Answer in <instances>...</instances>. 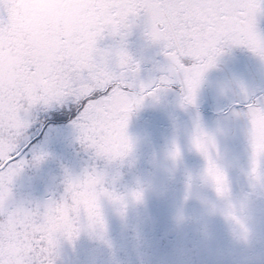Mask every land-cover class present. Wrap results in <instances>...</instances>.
<instances>
[{
  "label": "snow or ice",
  "instance_id": "1",
  "mask_svg": "<svg viewBox=\"0 0 264 264\" xmlns=\"http://www.w3.org/2000/svg\"><path fill=\"white\" fill-rule=\"evenodd\" d=\"M97 2L100 17L92 37L97 45L94 67L85 69L71 82V94L55 99L61 90L68 89L62 79L54 80L47 71L32 75L35 69L29 58L15 52L8 0H0V72H8V78L0 75V264H55V260L46 259L49 253L43 250L45 242L40 237L51 231L54 218L63 208L74 215V201L86 199L89 211L86 214L81 208L79 219L64 225L69 242L78 239L81 232H95L97 222L106 232L102 198L127 207L125 197L110 191L105 186V173L95 168L86 170L82 177L68 175L59 201L49 200L32 208L9 207L16 177L31 160L47 158V153L37 151L34 143L44 127L36 116L38 112L45 113V119L75 113L72 124L84 149L94 159L122 162L134 150L128 135L131 115L147 98H156L161 91L178 86L183 93L182 106H194L204 74L215 66L225 48L243 46L264 60V35L257 30L258 17L264 15V0ZM142 17L147 18L146 38L161 45L169 61L167 74L150 84L138 81L140 64L126 50V38ZM109 39L113 43L102 46ZM29 96L34 98L33 107L26 114L21 105L27 107L25 98ZM41 96L50 102L41 100ZM244 97L237 104L240 110L235 115L243 117L248 125L250 179L264 186V160L258 159L252 127L254 118L264 115V97L254 99L247 92ZM192 143L206 161L201 179L212 185L220 198H227L230 192L227 176L211 154L216 150L214 138L197 125ZM170 156L178 161L180 149L176 147ZM191 183L190 177L189 190ZM130 198L136 203L143 202V190L131 192ZM226 215L235 219L232 211ZM58 248L57 240L51 248L56 256Z\"/></svg>",
  "mask_w": 264,
  "mask_h": 264
},
{
  "label": "rangeland",
  "instance_id": "2",
  "mask_svg": "<svg viewBox=\"0 0 264 264\" xmlns=\"http://www.w3.org/2000/svg\"><path fill=\"white\" fill-rule=\"evenodd\" d=\"M95 1L97 0H93V2ZM71 7L68 0H8V13L13 28L11 32L13 35L14 33L17 34L13 38H18L16 36L22 34L21 36L25 40L30 39L26 41L25 51L31 67L35 69L32 72L33 76L42 71L52 74V67H56L55 61L49 59V56L53 55V50L46 51L40 34L44 35L46 41H50L48 39L54 34L59 36L55 38L57 43L65 41L70 36V32L73 34V31L67 30V33H59L62 32L60 24L67 19L66 14L72 13L70 12ZM90 8L85 11L87 18L84 20L86 21H89L92 17L89 15L92 11V7ZM81 12L84 13V10ZM48 14L59 21L56 27L42 29L34 27L35 21L39 20L41 15L44 16L42 22L47 24ZM82 17L83 15H81ZM96 17L99 18L100 13ZM143 19L147 20L146 17H143ZM262 21H264L263 17L259 16L257 30L264 35V23ZM85 23L87 24V22ZM48 25L50 26V23ZM95 34L96 31L92 35ZM141 36L144 41L138 43L141 48L139 51L145 57H139L140 61L148 65L147 70L155 67V73H163L161 76L166 75L169 61L164 55L157 53L159 50H163L162 46L151 42L147 43L148 46H142V43L147 42L148 39L144 32ZM129 37L130 34L126 40ZM112 43L113 41L109 39L106 41L105 46ZM151 45L156 52L149 47ZM233 48L237 55L234 54L233 57L227 58L222 54L219 58L223 60H217V65L204 74L194 106H182L183 93L176 86L171 90L161 91L156 98H147L143 106L137 110L140 112L143 108L147 109V106L150 109L152 104L156 106L157 111L154 113L155 120H157L156 124L146 127L144 121L140 118L142 116L140 113L137 115L138 112L135 111L131 115L128 135L132 141L135 139L139 140L136 143L137 149L142 147L144 150V155L142 154L144 160L136 157V161L139 159V162H137L135 167L136 170L138 167L137 172L140 175H134L131 182L136 186L137 190H143L145 196L143 202L137 203V206L130 213L125 211L126 208L110 207L108 211L104 212L106 215L104 221L108 223L106 224V232L102 231L99 225H96V231L92 234L87 231L80 233L76 242L85 244V248H87L83 252L85 262H82V259L73 258V253L76 254L81 248L77 247L74 250V246L67 247L70 242L63 230L64 225L71 222L75 223L76 221L70 220L68 209L66 207L63 208L54 218L51 231L44 232L40 237V240L45 242L43 250L49 253L46 259L55 260V264H151L153 260L155 264V259H161V254L169 255L174 251L177 256H180L179 260L181 262L179 264H202V262L207 261L210 249H215L216 256L221 253V249L226 252L227 249L223 244L228 241L230 243L229 252L232 255H227L230 258L229 260H231L229 262L237 259L245 264L249 260L248 258L251 259L252 264L264 262V250L260 251L254 243H251L250 246L242 245L245 248L246 257H235L234 255L237 254L234 253L233 255V250L237 248L235 245L237 241L233 237L229 238L227 234L230 232H226L228 225H232L235 222L233 218L226 215L227 212L232 211L234 216L238 217L240 210H242L249 217L250 210L253 208L256 212L261 211L260 215H263L264 201L256 195L252 197V190L250 193L247 191L246 194L243 186H239L238 189L243 194L241 199L247 201L248 205H250L249 209V206H240L237 209L234 206V208H229V210L224 209L221 199L230 201L232 197L233 204L236 205L235 199L238 194V191L236 192L235 190L236 188H233L234 191L230 189L227 198L219 197L216 201L215 197L217 194L211 193L205 196L206 188L210 186V184L205 183L201 179L206 168V161L196 151L192 143L197 128L196 123H199V125L204 124V116H206L207 111H210L208 114L210 115L208 117L210 120L209 128L204 126L200 128L207 134L210 132L211 134L209 135L215 140L216 150L211 153L215 162L221 168L223 166H226V168L230 167L231 160L235 162L233 164L235 170L246 166L250 167V146L246 134L247 121L243 117H237L235 112L240 110L237 108V104L244 101L245 92L254 99L264 97V60H261L254 51L246 47L245 51H240L237 47ZM224 57L227 59H224ZM57 60L64 62L59 54H57ZM63 68L57 70L58 77L65 76L66 67ZM5 74H8V72L6 71ZM141 74L145 75L146 72L142 71ZM148 76V74L145 75L144 84L153 83L161 77L151 74L152 77L149 76L148 79ZM138 81L142 82V79L138 77ZM64 87L67 89V85L64 84ZM66 92L61 90L60 95L55 97V99L67 96ZM68 92L71 94V89ZM25 99L27 107L22 105V110L27 114L33 107L32 101L34 98L29 96ZM40 99L50 102L45 96H41ZM170 102L175 104L167 106ZM72 114L58 115L56 118L49 119H45L46 114L43 112L36 114L37 118L43 122V128L45 129V133L40 138L41 142H37L39 143L37 149H43V152L47 153V158L43 161L30 159L29 166L26 167V178L29 177L28 173H32L33 176L29 177L31 180L25 185L20 181L14 182L12 186L13 196L9 201L10 208L17 206L32 208L38 204L43 205L49 200L59 201L63 196L65 184L63 183L62 185L61 180L67 178V166L60 162L67 161L66 144L70 134V132L66 131V127L63 124L66 121V117L68 118ZM136 116L137 118H135ZM68 122L69 120H67ZM252 127L258 159L264 160V115L254 118ZM138 136H141V138H138ZM142 138L146 142H142ZM176 147L180 149L181 156L179 160L181 162L174 161L170 156V153ZM216 151H218V156ZM49 157L52 160H49ZM243 157L246 158V162ZM235 158H237L236 161L234 160ZM107 165L109 164L104 166ZM105 168L108 172L113 167ZM190 177L192 183L189 190ZM196 181L205 184L200 192H197ZM167 182L172 184L171 191H174V193L165 190L163 192L160 191L164 183ZM254 184L259 187L255 192L264 195V188H262L264 186L255 182H251L248 185L253 186ZM46 189L49 191L48 198L44 197L42 193ZM192 189H196V192L192 191ZM252 198L256 203L253 202ZM149 199L151 200L150 205ZM167 204L171 208H167ZM79 208L81 207L78 206L72 210L73 216H80ZM199 208H203V215L199 214V211L201 212ZM180 212L184 213L185 220L183 223L177 224L174 218ZM258 222L260 223V221ZM149 227L154 229L153 236L158 235L159 238L163 237V239L161 243L150 244L151 250H144V248L142 249L139 246L138 238L150 237L149 233L147 234L146 232ZM173 228L177 231L173 237H169L167 233H173L171 231ZM261 232V229L254 231L252 238L257 239L263 236L264 234ZM164 234H166V238H164ZM57 240L59 243L58 256L51 251L53 242ZM72 242L75 243L74 240ZM250 247L257 248L256 254L253 251H249ZM146 251H149L147 256L145 254ZM146 258L148 261H146ZM165 263L163 262V264Z\"/></svg>",
  "mask_w": 264,
  "mask_h": 264
},
{
  "label": "flooded vegetation",
  "instance_id": "3",
  "mask_svg": "<svg viewBox=\"0 0 264 264\" xmlns=\"http://www.w3.org/2000/svg\"><path fill=\"white\" fill-rule=\"evenodd\" d=\"M69 6L71 7L70 14H66V20L60 24V28L62 32L59 33H67V30L73 31V34L70 32V36L66 38L65 41L57 43L55 38H58L59 36L57 34H54L50 39V41H46L44 38L43 34H40L42 37L43 41V47H45L46 51H51L53 50V55L49 56V59H53L55 61V68L52 67L53 72H52V78L55 79H62L64 84L67 85L68 91L71 89V82L75 79H78L80 77V74L88 68L94 67V61H95V50H96V43L92 40V37L94 35V32L96 31L97 28V22L99 18L96 17V15L99 12V4L97 1L93 2V0H68ZM90 7H92V11L89 13L90 16H92L89 21L84 20L87 18L85 11L88 10ZM98 7V8H97ZM91 9V8H90ZM84 10V13L81 11ZM53 13L52 11H50ZM81 15L83 17L81 18ZM44 16L41 15L39 20L35 21L34 27H38L40 29L42 28H50V27H56V24L59 22L56 19H53L52 15L48 14V20L47 24H44L42 21ZM87 22V24L85 23ZM50 23V26L48 25ZM147 24V20L140 19L137 22V25L134 26L131 30L130 36L133 38L141 37L142 33L145 32V26ZM90 25V26H89ZM139 30H138V29ZM13 29V28H12ZM94 31V32H92ZM14 32V30H13ZM13 35V34H12ZM14 35H17L14 33ZM13 35V36H14ZM22 34H19L18 38H14V43L16 45L15 52L19 54L20 57H26V51L25 47L26 41L24 37L21 36ZM47 39V38H46ZM65 39V38H64ZM53 41L51 44L44 45L46 43H49ZM106 41L102 46H105ZM238 50L240 51H245V47L243 46H236ZM45 53V52H44ZM57 54L60 55V58L64 60V62H60L57 60ZM236 54L234 51V48H225L223 55H225L227 58L233 57V55ZM237 55V54H236ZM66 56V57H65ZM244 56V55H243ZM224 57V59H227ZM62 60V61H63ZM217 60H223L218 57ZM225 63V61H224ZM51 64L54 65L53 62ZM217 65V63L215 64ZM65 68V76L58 77L57 76V70H61V68ZM63 68V69H64ZM6 72V71H5ZM5 72H2V74L5 78H8V74H5ZM64 75V74H63ZM66 92L67 95H69V92ZM24 106V105H23ZM21 105V109L23 107ZM149 108V106L147 107ZM142 111V110H141ZM149 111V110H148ZM74 114V113H73ZM70 115L67 120H69V127L68 131L70 132V136L68 135V143L66 144L67 149H66V155H67V161H66V166H67V176L71 175L73 178L75 177H82L83 174L85 173L86 170L91 171L93 168H95L97 171L105 173V178H106V184L105 186L110 190H114L117 195L122 196V197H127V194H130L133 191H136L137 188L135 185L132 184V179L134 178V175H136V164L134 165L133 162H126V161H132L135 159L134 156V150H136V139L135 141L133 140L134 144V150L127 157L124 161L120 162H112L109 163L106 160H98L94 159L93 154L89 151H86L84 147L79 143L77 137L78 133L77 130L73 127L72 121L76 118L75 115ZM132 140V139H131ZM233 152V150H231ZM242 152V151H241ZM244 161L246 162V158H244ZM235 161L237 158L234 159ZM126 162V163H125ZM235 162L231 160L230 165L234 171V174L231 176V179L233 181V188L238 191V194L236 195L235 199V204H233V198L231 197L230 203L232 206H235L237 209L240 206H246L248 209L250 208V205H248L247 201H243L241 198L243 196L242 192L239 191L238 187L243 186L245 188V193H252V197L254 195L258 196L261 198L262 201H264V195L257 194L255 191L259 188L257 184H254L253 186H249L248 184L251 182H254L250 179V167L246 166L245 168H240L238 171L235 170V167H233V164ZM106 164H109L107 166H104ZM123 164H125L123 166ZM113 167L106 171L105 167ZM48 176V175H47ZM23 182L25 185L27 183V178H26V168L24 171L15 179V182ZM264 188V187H262ZM250 196V195H249ZM145 198V196H144ZM150 200V199H149ZM253 202L254 199L252 198ZM128 202V201H127ZM74 204L76 205L72 210L76 209L78 206L83 208V211L87 214L89 211V206L88 202L86 199L81 200V201H74ZM112 204V205H111ZM151 204V200L149 202V205ZM112 206H116L119 209H121V205L118 203H114L110 201L107 198H102L101 200V207H102V214L103 218L105 219V214L104 212L108 211V209ZM137 206V203L130 198L129 202L127 203V207L125 209L126 212L130 213L134 210V208ZM79 208V209H81ZM251 213L249 214V220L251 224V228L255 229L254 225H264V214L260 215L261 211H255V209L251 208ZM242 212V210H240ZM70 220L77 221L79 217L69 215ZM260 221V223L258 222ZM106 223V222H105ZM70 224H74L71 222ZM108 224V223H106ZM97 225L99 223L97 222Z\"/></svg>",
  "mask_w": 264,
  "mask_h": 264
},
{
  "label": "bare ground",
  "instance_id": "4",
  "mask_svg": "<svg viewBox=\"0 0 264 264\" xmlns=\"http://www.w3.org/2000/svg\"><path fill=\"white\" fill-rule=\"evenodd\" d=\"M99 7V6H98ZM97 7V8H98ZM127 38H128V36H127ZM129 40V39H128ZM147 43H150V41L148 40L147 42H144V43H142V46H148L147 45ZM149 47H151V49L153 50V47H152V45L151 46H149ZM132 50H134V51H132V52H130L129 54L131 55V56H133L134 54V56H138V57H140V58H144L145 56L143 55V53L141 52V51H139V49H141L139 46H138V48H136V49H134V48H131ZM153 51H155V50H153ZM156 52V51H155ZM163 53V50H159L157 53L158 54H160V53ZM140 58H138L137 59V62L139 63V64H141L142 62L140 61ZM155 72H156V68L155 67H153L151 70H148L147 71V73L149 74V75H154L155 74ZM142 73V71L140 70V73H139V76H140V74ZM142 82H143V80H142ZM156 118H155V116L153 115L150 119H149V121H148V123H147V125L146 126H149V125H152V124H156V122H157V120H155ZM67 124H69V123H67ZM145 127V126H144ZM142 154L144 155V150H143V148L142 147H138V149H136V150H134V156H135V159H133L132 161H126V162H133L134 163V165L135 164H137V162H139V159H141V160H144V156H142ZM136 157H138L139 159H138V161H136ZM125 162V163H126ZM125 164H123V166H124ZM137 170H138V167H137ZM58 177H59V175H57ZM65 180L66 179H62L61 180V184L63 185V183L65 184ZM57 184H58V182H57ZM163 187L166 189V190H168L169 192H171V193H174V191H171L172 190V184H170V183H164V185H163ZM129 200H130V198H129V194H127V197L125 198V202L126 203H128L129 202ZM128 201V202H127ZM112 205V204H111ZM123 209H125V208H123ZM217 209V208H216ZM199 210H201V212L199 211V214H201V215H203V208H199ZM146 232H147V234L149 233V235H150V237H147V238H143L142 237V239L141 238H138L139 239V246L143 249V248H145V249H148V250H151V246H150V244H155V243H158V242H162V239H163V237L162 238H159L158 237V235H154L153 236V233H154V229H153V227H149L147 230H146ZM168 234V236H170V235H172L173 233H167ZM80 236V235H79ZM167 236H166V234H164V238H166ZM77 241V239H75L74 240V242L75 243H73V242H70L69 244H68V246L67 247H70V246H74L75 248H74V250H76V248L77 247H79V248H81L79 251H78V256L76 257V259H82L81 261L82 262H85L86 260L83 258L84 257V251H86L87 250V248H85V244H81L80 242H76ZM250 251V250H249ZM147 252H149V251H146L145 252V254H146V256H147ZM251 252V251H250ZM159 253V252H158ZM246 252H245V250L243 249V251L241 252V254H242V256H244V254H245ZM170 258H172L171 260H172V264H179V262H181L180 260H179V258H180V256H177L176 254H175V252L174 251H172V254H169V257H162V259H155V264H157V262H158V264H163V262H164V260H169ZM146 260H147V258H146ZM157 261V262H156ZM229 261H231V260H229V258H227L226 257V252L223 250V249H221V253H218L217 254V256L215 255V249H210V252H209V255H208V258H207V261H204V262H202V264H216V263H222V264H240L239 263V260H234L233 262H229ZM151 264H154V260H153V262L151 263ZM245 264H247V263H245Z\"/></svg>",
  "mask_w": 264,
  "mask_h": 264
},
{
  "label": "clouds",
  "instance_id": "5",
  "mask_svg": "<svg viewBox=\"0 0 264 264\" xmlns=\"http://www.w3.org/2000/svg\"><path fill=\"white\" fill-rule=\"evenodd\" d=\"M177 224H181L185 220V216L183 212H180L174 218ZM235 222L231 225L233 239L237 241V243L242 244L244 246H250L252 243V228L250 224V220L248 216L240 212L238 217H235Z\"/></svg>",
  "mask_w": 264,
  "mask_h": 264
}]
</instances>
